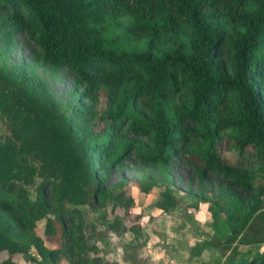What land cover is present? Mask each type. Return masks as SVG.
Segmentation results:
<instances>
[{
	"label": "trees",
	"instance_id": "obj_1",
	"mask_svg": "<svg viewBox=\"0 0 264 264\" xmlns=\"http://www.w3.org/2000/svg\"><path fill=\"white\" fill-rule=\"evenodd\" d=\"M0 9L4 28L24 33L38 61L72 74L77 101L58 102L33 66L0 62V264H18L14 255L31 264H113L88 243L99 232L79 207L102 209L111 199L123 214L106 219L105 231L136 236L131 187L148 194L160 185L156 206L167 212L175 158L199 181L214 174L253 189L247 201L209 191L193 198L221 231L207 238L216 261L264 264V174L252 172L264 169V0H0ZM130 43L144 47L129 51ZM79 100L94 102L83 129ZM132 151L158 165V179L118 182L115 195L101 188ZM64 215L74 219L70 229ZM125 254L131 264L139 258Z\"/></svg>",
	"mask_w": 264,
	"mask_h": 264
},
{
	"label": "rangeland",
	"instance_id": "obj_2",
	"mask_svg": "<svg viewBox=\"0 0 264 264\" xmlns=\"http://www.w3.org/2000/svg\"><path fill=\"white\" fill-rule=\"evenodd\" d=\"M6 14L7 12L0 9V62L3 67L10 69L14 65L33 66L35 75L45 82L50 93L58 102L68 105L76 104V98L71 93L73 86L72 74L65 68H52L38 61V51L27 40L24 33L4 28L2 20ZM6 35H8L11 45L8 46L6 51L2 52L5 47ZM143 47L144 44L140 43L125 44V48L129 51H138ZM78 102L86 108L85 113L76 118L78 128L83 129L93 122L94 102L87 100H79ZM245 160L247 161V159ZM95 165L97 172L100 173L104 164L97 159ZM158 171L157 164L141 160L132 151L105 173L100 186L104 189H111L118 182L137 181L143 177L157 180ZM167 172L172 206L165 213L161 212L156 206V202L161 200L159 193L162 187L160 185L151 186L148 194H143L137 188L131 187L134 199V206L131 210H140L141 216V231L136 236L129 233L115 235L105 231L106 219L111 220L113 214L121 218L123 214L121 208L113 205L111 199L105 201V206L102 209L91 210L88 206H80L84 224L95 227L96 232H99L88 243L96 247L97 254L101 255L102 258L107 253L106 257L112 259L113 264H131V261H126L125 257V253L131 254V252L139 256L132 264H225L224 256L216 261L217 251L207 245V238L211 231L214 229L218 231L219 228L212 227L211 221L213 218L207 205L197 202L193 197L202 194L204 191H209L212 194L221 196L227 194L237 195L241 200L247 201L253 196V189L242 188L214 174H208L202 181H199L195 177L191 166L179 158L173 159ZM252 172L263 176L264 169L262 166L257 165L252 169ZM35 182L37 183L38 179ZM118 191L119 188H115L112 190V194L115 195ZM43 192L48 199L50 196L49 188H44ZM29 193L33 197L34 193L31 187ZM102 214L104 219L101 217ZM63 218L66 227L70 229L74 219H71L68 215H64ZM41 225L42 222L37 223L35 229L37 233H40ZM218 232L221 233L220 230ZM131 242L137 244L134 245L137 247H129ZM254 246H240L239 248L242 251L248 248L250 251H254ZM30 253L33 254L34 251L31 249ZM192 254H194L193 257ZM189 255L191 258H187ZM25 258L21 255L13 256V260L17 261L18 264H31ZM32 264L34 263L32 262ZM57 264L67 263L64 260H59Z\"/></svg>",
	"mask_w": 264,
	"mask_h": 264
},
{
	"label": "crops",
	"instance_id": "obj_3",
	"mask_svg": "<svg viewBox=\"0 0 264 264\" xmlns=\"http://www.w3.org/2000/svg\"><path fill=\"white\" fill-rule=\"evenodd\" d=\"M212 248H213V247H212ZM213 249H214V248H213ZM214 251H215V249H214ZM190 255H191V254H190ZM190 255H189L187 258H191V256H190ZM193 256H194V254H192V257H193Z\"/></svg>",
	"mask_w": 264,
	"mask_h": 264
}]
</instances>
